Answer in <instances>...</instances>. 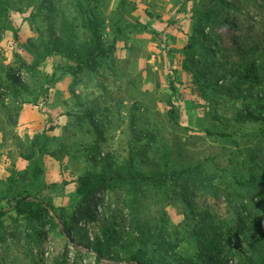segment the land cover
<instances>
[{
    "label": "rangeland",
    "instance_id": "rangeland-1",
    "mask_svg": "<svg viewBox=\"0 0 264 264\" xmlns=\"http://www.w3.org/2000/svg\"><path fill=\"white\" fill-rule=\"evenodd\" d=\"M92 16L103 38L95 68H79L65 51L50 55L59 34L86 55L97 42L84 28ZM252 64L260 82L240 81L239 70ZM245 104L264 113V0H0L1 206L26 192L62 219L30 221L11 210L0 219V264H133L135 220L144 228L165 223L175 251L196 258L186 192L194 210L207 207L230 223L232 209L206 196L209 183L232 189L252 169L264 175V121L238 122ZM27 105L40 112L22 121ZM128 162L146 175L199 170L140 187L138 205L120 188L93 202L78 194L88 172ZM105 224L129 241L116 244L114 258L91 249ZM138 249L147 264L164 255L153 242Z\"/></svg>",
    "mask_w": 264,
    "mask_h": 264
},
{
    "label": "trees",
    "instance_id": "trees-1",
    "mask_svg": "<svg viewBox=\"0 0 264 264\" xmlns=\"http://www.w3.org/2000/svg\"><path fill=\"white\" fill-rule=\"evenodd\" d=\"M214 1L219 5L227 4V0ZM212 13L218 16L216 11ZM204 16L206 18L208 13H205ZM84 28L90 30L94 38L97 37L95 45H88L85 48L86 55H83L80 46H76L65 34L56 36L54 40L56 48L50 50V55L54 52L65 51L68 56L77 61L79 68H83L84 65H81L83 62H87V68H95L98 65L96 63L98 61H95L97 57L95 53L99 48L103 51L101 25L96 17L92 16L84 25ZM208 39L209 37L205 36V40L208 41ZM65 44H69V47H64ZM211 44H213L212 40ZM213 53L216 56L214 49ZM84 56L86 57L84 58ZM258 71V67L252 64L239 70L238 79L240 81L258 80L255 82L257 84L262 79ZM237 121L241 123L264 121V113H259L251 105L245 104L243 110L237 116ZM255 157L256 155H252L253 159ZM28 162L31 164L33 158H29ZM196 170H199V167H188L172 171V173L166 171L164 173L156 172L146 175L137 172L134 164L128 162L125 167H117L106 173L88 172L79 180L78 194L84 198L92 197L93 202V197L99 191L106 189L113 191L120 188L128 196H132L131 203L133 205H138L134 194L140 190V187L161 188L169 180L181 177L184 180H189V177ZM25 172L28 171L26 170ZM210 181L211 179L208 180V183ZM209 184L206 196L216 202L224 200V204L232 209L234 218L228 223L217 218L213 211L207 207L200 209V211L194 210L193 198L195 197L186 192V198L192 213L191 217L187 216L189 235L195 240L199 252L196 258L184 257L175 251L177 245L173 243L165 223L144 228L138 220H135L131 222L132 228H130L129 262L147 264L142 257V251L139 249L133 250L135 247L138 248V245L147 247L150 242H153L157 250L164 254L160 259V264H264V175H260L252 169L249 173V178L245 181H238L232 189H222L215 184ZM184 191H187V189H184ZM124 203L127 205V201ZM11 210L18 216L30 221L46 219L62 221L51 204L43 199L33 198L26 192L18 193L13 198L8 199V207H2L0 202V219L4 218ZM63 226V233L66 238L69 241L74 240L73 231L68 229L64 223ZM104 226L106 229L103 231V236L95 238L91 249L99 256L110 254L114 258L119 253L115 249L116 244L121 249V247L125 248L128 246L129 241L128 239L127 241H122L115 238L107 225L105 224Z\"/></svg>",
    "mask_w": 264,
    "mask_h": 264
},
{
    "label": "crops",
    "instance_id": "crops-1",
    "mask_svg": "<svg viewBox=\"0 0 264 264\" xmlns=\"http://www.w3.org/2000/svg\"><path fill=\"white\" fill-rule=\"evenodd\" d=\"M53 98H54V94H52L51 95ZM53 100V99H52ZM29 106H32V105H27V106H25L24 107V109H23V111H22V121H23V117H26V115L28 114V112L29 111H31L32 109V107H29ZM35 110V111H34ZM37 110V111H36ZM39 110V111H38ZM34 111V113L36 112L37 114H39V112H40V109H39V107H37V106H33V110H32V112ZM27 126H29L30 128H36L37 126H39V124L36 126V127H33L34 125H27ZM33 129H30V130H26V132H31ZM56 130V129H55ZM54 130V131H55ZM52 133V132H51ZM27 162V161H26ZM26 168V166L25 165H23L22 166V168L21 169H25Z\"/></svg>",
    "mask_w": 264,
    "mask_h": 264
}]
</instances>
